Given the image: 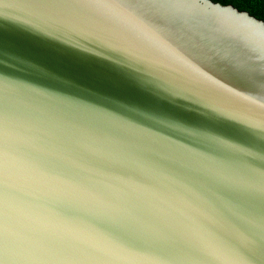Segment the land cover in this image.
Listing matches in <instances>:
<instances>
[{"label": "water", "instance_id": "water-1", "mask_svg": "<svg viewBox=\"0 0 264 264\" xmlns=\"http://www.w3.org/2000/svg\"><path fill=\"white\" fill-rule=\"evenodd\" d=\"M0 264H264V22L0 0Z\"/></svg>", "mask_w": 264, "mask_h": 264}, {"label": "trees", "instance_id": "trees-1", "mask_svg": "<svg viewBox=\"0 0 264 264\" xmlns=\"http://www.w3.org/2000/svg\"><path fill=\"white\" fill-rule=\"evenodd\" d=\"M222 5H231L239 11L248 12L264 22V0H212Z\"/></svg>", "mask_w": 264, "mask_h": 264}]
</instances>
